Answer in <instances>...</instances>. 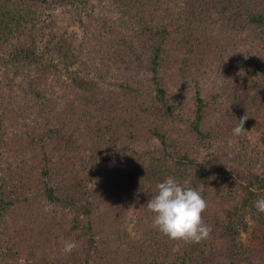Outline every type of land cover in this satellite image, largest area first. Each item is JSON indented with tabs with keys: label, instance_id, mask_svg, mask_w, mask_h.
I'll return each mask as SVG.
<instances>
[{
	"label": "trees",
	"instance_id": "trees-1",
	"mask_svg": "<svg viewBox=\"0 0 264 264\" xmlns=\"http://www.w3.org/2000/svg\"><path fill=\"white\" fill-rule=\"evenodd\" d=\"M74 1L0 0V70L19 80L5 83L16 92L0 95V263L77 264L52 244L65 226L90 246L81 247L88 253L79 264H94L100 227L110 233L103 252L120 264H264V213L254 207L264 197V0H184L180 12L159 0H103L106 21L79 50L67 36L54 42L53 33L36 31L47 8ZM61 65L75 70L60 87L72 106L54 102L55 118L41 123ZM123 92L144 97L145 106L136 101L144 129L125 119L136 111L116 110L127 103L115 100ZM9 116L38 126L8 143ZM205 148L212 151L201 157ZM30 154L39 161L13 165L12 155ZM168 176L200 191L212 231L200 243L154 232L137 244L117 227L125 198L137 194L150 217L146 204Z\"/></svg>",
	"mask_w": 264,
	"mask_h": 264
},
{
	"label": "rangeland",
	"instance_id": "rangeland-1",
	"mask_svg": "<svg viewBox=\"0 0 264 264\" xmlns=\"http://www.w3.org/2000/svg\"><path fill=\"white\" fill-rule=\"evenodd\" d=\"M184 0H159V2L161 4H163V2H165V7H167L169 9V12H172L173 9H175L176 11H183L184 9ZM107 10V8H105L104 6V2L103 0H93V6L91 5H85V4H81L78 3L77 0L72 2V3H68L66 5H62V6H55V7H50L47 8V12L41 16L37 18V22L38 24V28L36 29V31L38 33H44L45 36L47 33H53V36H50L54 42L57 38L61 37L63 35V37L66 38V36L69 39V42L77 49H82V42L85 41L86 37H87V33L89 31H91L92 29H94L96 26H98L100 23L104 24L106 20H103V16L106 13L105 11ZM195 11V10H194ZM194 11H186V13L191 16ZM93 13V14H92ZM107 14V13H106ZM184 14V13H182ZM49 16H51L49 18ZM102 18V21L99 22V20ZM47 19V20H46ZM49 23V24H48ZM37 24V23H36ZM54 31V32H53ZM54 33L58 34L61 33L60 36L55 37ZM177 36H179V33H174ZM48 35V34H47ZM44 36V37H45ZM57 36V35H56ZM48 36V38H50ZM233 39H239V37L235 34H232ZM46 38V37H45ZM56 38V39H55ZM216 38H221L220 36H216ZM221 42H223L222 44H226L228 41H225L223 38H221ZM44 43V42H42ZM49 43V42H48ZM227 46V44H226ZM42 47L44 48V51L46 53L51 52L52 49H50L49 44H42ZM3 50L0 51L1 56L4 55L6 53V47H3ZM225 51H223L222 54V59L226 58L229 56V54L224 53ZM181 57L179 55H173L172 57ZM2 58V57H1ZM1 61H5L6 59H2ZM1 64V63H0ZM1 66V65H0ZM73 67V66H72ZM68 68L66 65H61V70L55 75L53 76V78L59 77V81L57 82L56 86H55V92L53 94H51V98L49 100V102L47 104H45L44 106L41 107V109L39 110V117H40V122H44V120L46 118H55V113L53 110L54 107V102L60 101L62 99H64L65 101H67L65 103V105H69L72 106V102H70L69 96H67L65 93V90L61 89L60 87L63 86H67L69 87V85L72 82V77L75 74V70H73V68ZM102 69H104L102 67ZM107 69H111V68H107ZM8 71V70H6ZM10 75H12L10 77ZM146 75V73L144 74ZM8 76V77H7ZM106 76V73H105ZM10 77V78H9ZM0 79L2 80L3 83L0 84V95L7 94L9 90L16 92L15 91V86H19V80L18 78H16V76L14 74H9V75H5L3 73H1L0 70ZM143 82H144V78H143ZM5 83H8L9 86L10 85H15L13 88H7V84L5 85ZM107 88L108 86L105 85ZM114 87V86H112ZM65 88V87H64ZM116 88V87H114ZM118 91H122V88H116ZM110 89H107V92ZM30 96L34 97V94L30 93ZM5 97V96H4ZM115 100H117L119 103L121 104V100L123 98H125L124 100L127 101V103L123 106L124 108H121L120 105L116 106V110H119L121 112L122 109H133L134 111H136V115L134 116V118L132 119H127L125 118L127 121H131L133 120L134 122H137V125L139 123H142V128H145V125L147 123V117H142V118H137L139 113L142 114V116H144L143 112H141L142 110L139 107V104H136L137 99L141 100V104L142 106H145V100H142L144 97L140 96V97H134L133 95H130L129 92H123V94H115L114 95ZM118 97L120 99H118ZM136 98V99H135ZM3 99H0V101ZM7 100V98L5 99ZM115 104V102H113ZM117 103V102H116ZM66 108V107H65ZM68 110V109H66ZM120 115V114H119ZM117 115V117L119 116ZM48 116V117H47ZM7 119H9L8 121V126H5V130L2 134V137L7 139L8 143H10V141L12 140V138H14L16 141L17 139H22V138H29L30 134L33 132V128L37 125L38 119L37 120H33V119H29L27 120L25 123H16L13 121V116H9L7 117ZM32 120L34 122H32ZM37 121V122H36ZM113 118H112V123H113ZM122 122V120H120ZM57 123V122H55ZM137 132V129L135 130ZM118 133H121L118 131ZM2 138V139H3ZM8 143L6 145V147L8 146ZM1 141H0V146H1ZM112 149L114 148V146H111ZM216 147V146H215ZM115 151H117V149H115ZM212 151V149H208L205 148L204 151L200 152L201 153V157H206L207 156V152ZM32 154H30L29 158H25V159H17V157L14 158V156L12 155V159L14 161L13 165L14 166H21L22 163L26 162L28 165H32L33 161L35 159H37L36 157H31ZM107 159L108 157H104V161L107 163ZM38 160V159H37ZM39 161V160H38ZM7 173V172H6ZM137 194H134L132 192H130V194L125 198V204H126V208L125 210V214L124 217L121 219V221L117 222V227L119 229H123L126 231V233H128V235L138 244L140 242L144 241V234L147 233H154V232H158L156 231L153 227H152V218L151 215L150 217H146L143 216L141 213L144 212V207L142 202L139 201V198ZM143 201V200H141ZM143 227V228H142ZM105 229L107 227H104ZM142 228V230H141ZM63 229L65 231H60V228L55 231V233L52 235H56L57 233H60L61 236L56 235V237H54L53 239V246L56 247L58 249V252H65L67 255L70 254L72 255V260L74 263H83V260H85L86 258V254L88 253V251H86L85 249L81 251V247H90L88 245V243H84V240H81V236L80 233L79 234H74L70 233L71 231H69L68 227L63 226ZM107 231H103L100 227V232H98V235H100V247L98 250H96L93 254L95 260H94V264H120V260L119 258L117 259L114 255H112L110 253V251H106L103 252V248L105 247V244L108 243L110 241V233H106ZM76 235H78V239L79 242L76 241ZM65 236V237H63ZM86 239V238H85ZM3 240V239H1ZM66 242V243H65ZM115 244L114 242L111 241V245ZM129 247H134V245L130 244ZM22 263H26L25 259H21ZM0 264H5L4 263H0Z\"/></svg>",
	"mask_w": 264,
	"mask_h": 264
},
{
	"label": "clouds",
	"instance_id": "clouds-1",
	"mask_svg": "<svg viewBox=\"0 0 264 264\" xmlns=\"http://www.w3.org/2000/svg\"><path fill=\"white\" fill-rule=\"evenodd\" d=\"M248 118V115L239 118V123L232 128L234 136L244 132ZM155 189L146 207L156 231L171 240L192 243H200L209 237L212 228L202 218L207 203L198 189L187 186L174 176L157 183ZM254 207L258 213H264V197L257 199Z\"/></svg>",
	"mask_w": 264,
	"mask_h": 264
}]
</instances>
